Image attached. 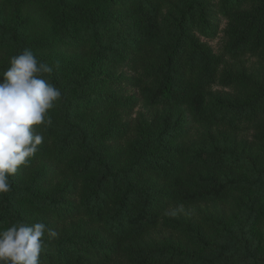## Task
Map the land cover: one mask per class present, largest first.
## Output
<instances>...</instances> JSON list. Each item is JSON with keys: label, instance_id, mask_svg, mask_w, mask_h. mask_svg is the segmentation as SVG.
<instances>
[{"label": "trees", "instance_id": "obj_1", "mask_svg": "<svg viewBox=\"0 0 264 264\" xmlns=\"http://www.w3.org/2000/svg\"><path fill=\"white\" fill-rule=\"evenodd\" d=\"M135 1L0 0V71L8 67L11 56L30 49L53 66L47 78L62 92L61 100L50 110L52 125L37 128L45 142L30 163L10 177L11 191L0 194V226L17 220L43 222L59 233L55 238L45 235L41 264H224L222 258L233 244L224 245L216 256L200 252L199 244L209 241L204 240L209 235L202 227L191 237L177 223L167 221L161 227L187 238L181 244L185 251L176 254L172 248H145L150 245L149 234L160 226V217L175 206L229 201L238 208L242 198L233 194L242 184L239 180L229 177L218 182L203 174L236 173L234 164H239V157L221 149L200 150L188 160L183 154L172 156L160 171L147 160L144 149H134L141 124L135 138H126L124 145H117L124 136L123 128L114 130V121L104 126L115 106L116 91L110 92L111 102L82 95V82L75 81L67 70L60 71L53 60L60 54L72 57L77 67L85 70L88 66L85 74L101 62L115 84L128 82L151 102L188 105L194 116L203 118L209 115L204 90L188 78L196 75L199 63L210 78V65H219L229 51L242 50L251 38L263 44L264 0H257L258 6L232 30L233 35L224 28L222 39H236L232 44L225 40L220 53L214 54L206 43L198 42L191 46L189 56L188 33L203 12L198 0H140L146 12L143 17L131 13ZM252 1L227 0L241 5ZM163 9L171 14L174 26L159 40L153 18L157 21ZM119 16L129 22L117 33L114 26ZM203 33L210 36L207 30ZM215 35L216 29L211 37ZM94 53L100 58H93ZM122 66L131 71L130 78L124 79ZM224 83L231 87L235 79L229 77ZM72 84L77 87L73 93ZM258 116L264 118V104L255 102L248 122L254 123ZM111 139L115 140L109 142ZM142 175L154 178L150 180L153 186H148L153 191L140 185ZM256 180L257 185H264L260 177ZM251 264H264V258Z\"/></svg>", "mask_w": 264, "mask_h": 264}, {"label": "rangeland", "instance_id": "obj_2", "mask_svg": "<svg viewBox=\"0 0 264 264\" xmlns=\"http://www.w3.org/2000/svg\"><path fill=\"white\" fill-rule=\"evenodd\" d=\"M198 2L203 6L204 13L199 12L194 29L188 33L190 41L186 44L187 56L193 49L191 46L198 42L206 43L214 54L220 53L225 40L232 44L236 39H222L224 28H228L233 35L232 30L237 29L242 19L258 6L257 0H253L251 5L229 4L227 0ZM131 13L141 17L146 15L141 9L140 0L135 1ZM202 14L203 18L200 17ZM170 15L163 9L157 21L153 18L159 40L168 36L170 28L174 26ZM127 19L124 16L116 19L114 30L117 33L123 24L129 22ZM215 29L216 35L211 37ZM205 30L210 36L204 35ZM256 40L251 38L250 43L242 50L226 53L219 65H210V78L200 63L196 75L188 78L193 86L200 85L204 90L203 102L209 115L203 118L194 116L188 105L168 106L161 102H151L145 100L130 83L115 84L117 81L106 73V67L101 65V62L90 68L91 73L85 74L88 66L85 70L84 67H77L72 57L60 54L54 58L53 61L58 64L60 71L67 70V74L71 73L74 79H77L75 81L82 82L79 88L82 95H96L97 99L111 102L110 92L116 91L113 95L115 106L111 104V113L105 117L104 126L111 125L114 121V130L123 128L124 136L118 138L117 145H124L123 140L126 138H135V132L139 130L136 127L141 124V135L134 149L140 152L144 149L147 160L157 164L160 171L165 160H173L172 156L183 154L188 160L200 150L221 149L239 157V164H234L236 173L228 171L203 174L218 182L229 177L239 180L242 184L235 189L237 193L233 194L242 198L238 201V208L229 204V201L175 206L160 217V226L149 234L150 245L145 248H172L176 254L185 251L181 244H186L187 238L179 232L171 233L161 227V224L170 221L177 223L184 233L191 237L198 232V227L205 230L209 238L204 236V240L209 241L199 244L200 252H209L216 256L221 254L220 249L224 245L233 243L228 254L222 258L224 264H251L252 261L264 258V185L256 184L257 177L261 178L260 183L264 180V131H260L264 128V118L258 116L254 123H249L247 118L252 113L255 102L264 104V60L261 58L264 55V42L259 45ZM204 50L208 52L207 48ZM94 54L93 58L99 59L101 56ZM63 62L66 63L60 65ZM121 69L124 79L130 78L131 71L126 66ZM229 77L235 79V84L225 87L224 81ZM74 85L71 86V93L77 88ZM125 103L127 105L124 106ZM219 103L225 107L220 109ZM142 178L140 185H146L147 190L153 191L152 187L148 186H153L150 180L154 178L151 175H142ZM245 192H248V195H245ZM2 226L7 227L9 224Z\"/></svg>", "mask_w": 264, "mask_h": 264}, {"label": "clouds", "instance_id": "obj_3", "mask_svg": "<svg viewBox=\"0 0 264 264\" xmlns=\"http://www.w3.org/2000/svg\"><path fill=\"white\" fill-rule=\"evenodd\" d=\"M52 72L53 66L30 49L11 56L0 71V194L11 191L10 177L27 166L45 142L37 128L52 125L50 110L62 98L61 89L47 78ZM46 234L59 235L43 222L17 220L0 226V264H41Z\"/></svg>", "mask_w": 264, "mask_h": 264}]
</instances>
